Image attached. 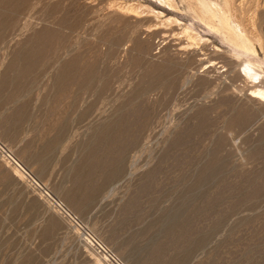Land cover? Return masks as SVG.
<instances>
[{
	"label": "rangeland",
	"instance_id": "1",
	"mask_svg": "<svg viewBox=\"0 0 264 264\" xmlns=\"http://www.w3.org/2000/svg\"><path fill=\"white\" fill-rule=\"evenodd\" d=\"M210 1L0 0V264H264V0Z\"/></svg>",
	"mask_w": 264,
	"mask_h": 264
},
{
	"label": "bare ground",
	"instance_id": "2",
	"mask_svg": "<svg viewBox=\"0 0 264 264\" xmlns=\"http://www.w3.org/2000/svg\"><path fill=\"white\" fill-rule=\"evenodd\" d=\"M96 1V0H95ZM106 1V0H105ZM153 2H155L156 4H158V6H164V7H170V9H173L172 7L173 6H175V4H174V0H152ZM91 2V1H90ZM198 2H199V4H200V9L202 10L201 12L205 15H207L209 18H214V16H216L218 13H221L220 12V10H219V7H218V5H217V3L215 4L214 2H212L211 3V1L209 0V4L207 3V1H205V0H198ZM114 3V2H113ZM135 4V3H134ZM190 4H192V3H190ZM115 5V4H114ZM138 5V4H137ZM189 5V4H188ZM198 5V4H197ZM104 6V5H103ZM143 5H141L140 6V4H139V8H141ZM146 5H144L143 7H145ZM194 6V5H193ZM136 8V5H133L132 3H127V4H123L122 5V7H119V9L121 8V10L124 8L125 9V11L127 12H129L130 14H133V15H136V14H138V10H139V8ZM147 7V6H146ZM145 7V8H146ZM148 8V7H147ZM148 9H150V10H147L148 12L150 11H152L153 12V14L155 13V15L156 16H158V15H163L164 16V14H163V12L162 11H159V10H154L152 7H150V8H148ZM141 10V9H140ZM146 11V12H147ZM120 12V11H119ZM124 12V11H123ZM144 12H145V9H144ZM143 12V13H144ZM145 12V13H146ZM149 12V14H151ZM139 14H141V13H139ZM138 14V15H139ZM148 14V13H147ZM219 15V14H218ZM221 16V15H220ZM219 18V17H218ZM220 19V18H219ZM161 21V20H160ZM164 21H166L165 23H167V22H173V21H175V22H178V23H180L179 22V20L178 19H176V18H172V17H170V16H168V17H166V18H164V20H163V22ZM220 22V21H219ZM162 23V22H161ZM221 23V22H220ZM163 24V23H162ZM170 24V23H169ZM174 24V23H173ZM164 25V24H163ZM168 25V24H167ZM167 25L165 26V27H167ZM221 25V24H220ZM222 25L225 27V29L227 30V32L229 33V36H231V37H234V39H236V40H238V39H240V38H242L243 36H244V34H243V30L241 29V27H240V25H239V23L237 24V23H235L234 24V27H230V24H229V22L227 21V19L225 18V17H223L222 18ZM239 25V26H238ZM150 26H152V25H150ZM162 26V25H161ZM185 26V25H184ZM155 27H157V26H155ZM163 27V26H162ZM191 27V26H190ZM240 27V28H239ZM148 28V27H147ZM184 29L182 30L183 31V33L185 34V33H188V37H189V39L191 38V40H192V38H193V35H190L189 33H191L190 32V30L189 29H191V28H189L188 26H185V27H183ZM192 31V30H191ZM237 31V32H236ZM193 32V31H192ZM181 34V33H180ZM167 35V34H166ZM166 35H164V36H166ZM183 35V34H182ZM186 35V34H185ZM174 36V35H173ZM201 39V38H200ZM203 39V38H202ZM201 39V40H202ZM196 40H197V38H196ZM200 40V41H201ZM245 40V39H244ZM200 43V42H199ZM244 43L246 44V42L244 41ZM189 44V43H188ZM187 44V45H188ZM243 44V43H242ZM187 45H185V46H187ZM183 47V46H182ZM243 47H245V46H243ZM248 48V47H247ZM247 50V49H246ZM250 50H252L253 51V49H250ZM215 61V60H214ZM214 63V62H213ZM84 67V66H83ZM244 67V69H242L243 71L241 72V73H245V74H243V76L244 75H247V77H250L251 79H252V81H253V79H258V81L257 82H260L259 81V79H260V77H261V72H259L258 71V69H256L251 63H249V62H246V64L243 66ZM261 84H262V82H261ZM249 95H250V98L252 97V98H254V99H256V100H259V101H262V103L264 102V86H262V85H255L254 86V88H252V89H250V92H249ZM11 158V157H10ZM12 159V158H11ZM14 159V158H13ZM14 163H16V161L14 160L13 161ZM19 167V166H18ZM21 167V166H20ZM21 170V169H20ZM39 185V184H38ZM47 194V193H46ZM123 264V263H122Z\"/></svg>",
	"mask_w": 264,
	"mask_h": 264
},
{
	"label": "built area",
	"instance_id": "3",
	"mask_svg": "<svg viewBox=\"0 0 264 264\" xmlns=\"http://www.w3.org/2000/svg\"><path fill=\"white\" fill-rule=\"evenodd\" d=\"M57 204L60 205L59 203ZM91 239L93 241V246L98 253L102 254L113 264H121L116 255L104 243L93 237H91Z\"/></svg>",
	"mask_w": 264,
	"mask_h": 264
}]
</instances>
